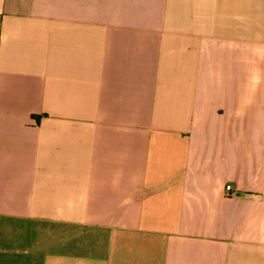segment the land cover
Returning <instances> with one entry per match:
<instances>
[{
    "label": "crops",
    "instance_id": "crops-1",
    "mask_svg": "<svg viewBox=\"0 0 264 264\" xmlns=\"http://www.w3.org/2000/svg\"><path fill=\"white\" fill-rule=\"evenodd\" d=\"M0 264H264V0H0Z\"/></svg>",
    "mask_w": 264,
    "mask_h": 264
},
{
    "label": "built area",
    "instance_id": "built-area-1",
    "mask_svg": "<svg viewBox=\"0 0 264 264\" xmlns=\"http://www.w3.org/2000/svg\"><path fill=\"white\" fill-rule=\"evenodd\" d=\"M226 193L228 195H232L233 194V184L228 183L225 187Z\"/></svg>",
    "mask_w": 264,
    "mask_h": 264
}]
</instances>
